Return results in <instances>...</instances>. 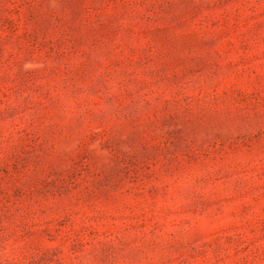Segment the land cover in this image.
Wrapping results in <instances>:
<instances>
[{"label": "rangeland", "instance_id": "1", "mask_svg": "<svg viewBox=\"0 0 264 264\" xmlns=\"http://www.w3.org/2000/svg\"><path fill=\"white\" fill-rule=\"evenodd\" d=\"M0 264H264V0H0Z\"/></svg>", "mask_w": 264, "mask_h": 264}]
</instances>
